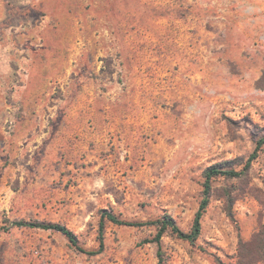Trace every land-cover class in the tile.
Listing matches in <instances>:
<instances>
[{"label":"rangeland","instance_id":"rangeland-1","mask_svg":"<svg viewBox=\"0 0 264 264\" xmlns=\"http://www.w3.org/2000/svg\"><path fill=\"white\" fill-rule=\"evenodd\" d=\"M20 68L46 72L52 108L0 133V264H264V143L247 173L212 179L195 244L101 218L188 231L206 167L243 169L264 138V0H0L7 101ZM18 220L86 250L102 221L103 248Z\"/></svg>","mask_w":264,"mask_h":264},{"label":"trees","instance_id":"trees-1","mask_svg":"<svg viewBox=\"0 0 264 264\" xmlns=\"http://www.w3.org/2000/svg\"><path fill=\"white\" fill-rule=\"evenodd\" d=\"M263 143H264V138H261L258 140L255 148L249 154L242 170L227 169L219 164H212L206 167V169L204 170V181H203V190H202L203 196L199 203V207L197 211L195 212V215L192 220V224L188 231H185L182 228H180L179 225L176 223L175 219L169 214H165L161 218L146 221V222H133V221L124 220L110 212L102 213L101 218L102 219L107 218L112 223H115L118 225L155 226L156 233L154 237L148 241L155 242L158 246L160 244L162 236L166 232H170L171 234L175 235L176 237L180 239L186 240L191 244H195L201 233L202 217L204 213L206 212L207 206L209 204V196L211 193L212 179L216 176L237 177V176L247 173V171L249 170L251 166L252 161L258 156V152ZM229 215H231L230 212H229ZM13 225L22 226V227H30V228L51 229V230L58 231L62 233L74 246H76L78 250H80L81 252L87 253V254H97L101 252L103 248V222L102 221L99 224V230H98L99 231L98 250H86L85 248H82L81 246H79L78 239L75 233L72 230H70L68 227L60 223L18 220V221L13 222ZM217 262L218 264H223L221 260H218Z\"/></svg>","mask_w":264,"mask_h":264},{"label":"crops","instance_id":"crops-1","mask_svg":"<svg viewBox=\"0 0 264 264\" xmlns=\"http://www.w3.org/2000/svg\"><path fill=\"white\" fill-rule=\"evenodd\" d=\"M19 29V28H18ZM23 29V28H22ZM17 47L15 48L18 53L16 54L17 63L23 64V60L29 59V48L21 49L22 44L25 41H32L29 37V32L18 31ZM26 51V54L21 52ZM14 81L12 90L10 91L11 97H15L14 100L7 101L4 96L9 93L5 84L0 82V133H4V126L10 121H14L16 124V132L20 134H28L35 131L34 124H41L44 126L45 120L48 119L50 106L48 96V89L44 87L45 80L50 77H46V72H40L35 69L20 68L15 69L13 74ZM45 77V78H43ZM43 78V80H42ZM81 97L78 96V99ZM47 111H46V109ZM38 120V123H36ZM44 132V129H42Z\"/></svg>","mask_w":264,"mask_h":264}]
</instances>
